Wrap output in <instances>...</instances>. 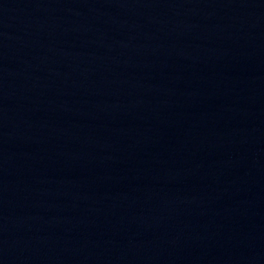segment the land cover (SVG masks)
Here are the masks:
<instances>
[{
  "label": "water",
  "instance_id": "water-1",
  "mask_svg": "<svg viewBox=\"0 0 264 264\" xmlns=\"http://www.w3.org/2000/svg\"><path fill=\"white\" fill-rule=\"evenodd\" d=\"M0 264H264V0H0Z\"/></svg>",
  "mask_w": 264,
  "mask_h": 264
}]
</instances>
